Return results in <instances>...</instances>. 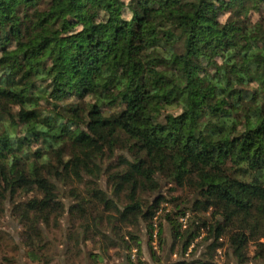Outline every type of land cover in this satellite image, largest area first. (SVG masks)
I'll use <instances>...</instances> for the list:
<instances>
[{
    "label": "trees",
    "instance_id": "1",
    "mask_svg": "<svg viewBox=\"0 0 264 264\" xmlns=\"http://www.w3.org/2000/svg\"><path fill=\"white\" fill-rule=\"evenodd\" d=\"M175 201L182 251L210 241L186 264L223 236L264 260V0H0V224L11 210L36 254L68 213L78 255L103 244L92 264H151L143 230ZM189 210L210 218L183 229Z\"/></svg>",
    "mask_w": 264,
    "mask_h": 264
},
{
    "label": "rangeland",
    "instance_id": "2",
    "mask_svg": "<svg viewBox=\"0 0 264 264\" xmlns=\"http://www.w3.org/2000/svg\"><path fill=\"white\" fill-rule=\"evenodd\" d=\"M100 184L102 188L107 189L108 186L105 177L101 180ZM159 193L165 194L168 199H171V197L176 195L185 197L188 191L177 188L175 184L163 182ZM179 203L180 201L163 202L161 204V208L154 218V232L151 241L148 239L146 229L143 228V257L140 256L142 260H146L151 264H186V262H191L193 259L201 257L206 251L210 241L205 242L203 237L207 235V229L202 230V234L192 241L186 252L182 251L183 241H174L172 231L169 229L167 222L163 220V215L167 211L175 210L177 208L176 205ZM186 204L192 206V202L189 203V201L182 203L181 206ZM200 216L210 218L208 213H196L189 210L186 216L179 218L180 223H182V228L185 229L192 220H198ZM69 227L70 219L68 213L63 216L58 227L47 228L44 226L43 237L46 244L42 249H38L36 246V254H31L23 242L21 226L12 216L11 210H8L0 224L2 236L0 242V264H92L89 253L99 251L103 244L91 241L84 243L82 246L83 252L78 255L77 251L74 250V244H69L68 241ZM220 242L221 246L212 253L208 264H241L229 248L228 237L223 236ZM150 244L156 252V255L160 258V261H156L155 256L152 255L153 252L151 251ZM255 249L256 244L251 243L248 249L250 256L253 257ZM125 253L126 251L122 253L121 249H111L105 255L104 261L101 264L127 263ZM132 254H135L134 257L132 256V260L137 261L138 252L136 251L134 253L132 250ZM245 264H264V260L251 258Z\"/></svg>",
    "mask_w": 264,
    "mask_h": 264
},
{
    "label": "built area",
    "instance_id": "3",
    "mask_svg": "<svg viewBox=\"0 0 264 264\" xmlns=\"http://www.w3.org/2000/svg\"><path fill=\"white\" fill-rule=\"evenodd\" d=\"M134 251V253L136 252V250H133ZM132 256L134 257L135 256V254H132Z\"/></svg>",
    "mask_w": 264,
    "mask_h": 264
}]
</instances>
